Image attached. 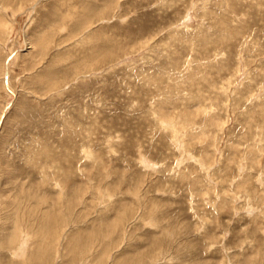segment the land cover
Wrapping results in <instances>:
<instances>
[{"label":"rangeland","instance_id":"obj_1","mask_svg":"<svg viewBox=\"0 0 264 264\" xmlns=\"http://www.w3.org/2000/svg\"><path fill=\"white\" fill-rule=\"evenodd\" d=\"M0 264H264V0H0Z\"/></svg>","mask_w":264,"mask_h":264},{"label":"bare ground","instance_id":"obj_2","mask_svg":"<svg viewBox=\"0 0 264 264\" xmlns=\"http://www.w3.org/2000/svg\"><path fill=\"white\" fill-rule=\"evenodd\" d=\"M50 232H51V230H50ZM58 236V235H57ZM59 237V236H58ZM50 238V237H49ZM57 239V238H56ZM47 240V239H46ZM49 240H51V239H49ZM59 241V240H58ZM58 244V243H57ZM59 245V244H58ZM53 248V247H52ZM22 254V253H21Z\"/></svg>","mask_w":264,"mask_h":264}]
</instances>
